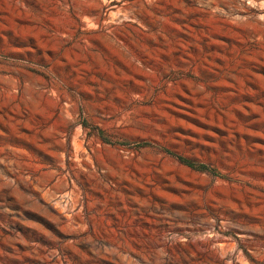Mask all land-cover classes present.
Here are the masks:
<instances>
[{
	"label": "rangeland",
	"instance_id": "374dc122",
	"mask_svg": "<svg viewBox=\"0 0 264 264\" xmlns=\"http://www.w3.org/2000/svg\"><path fill=\"white\" fill-rule=\"evenodd\" d=\"M0 264H264V0H0Z\"/></svg>",
	"mask_w": 264,
	"mask_h": 264
}]
</instances>
